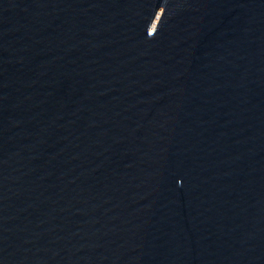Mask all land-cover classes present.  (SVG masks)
<instances>
[{
	"label": "water",
	"instance_id": "obj_1",
	"mask_svg": "<svg viewBox=\"0 0 264 264\" xmlns=\"http://www.w3.org/2000/svg\"><path fill=\"white\" fill-rule=\"evenodd\" d=\"M0 264H264V0H0Z\"/></svg>",
	"mask_w": 264,
	"mask_h": 264
}]
</instances>
